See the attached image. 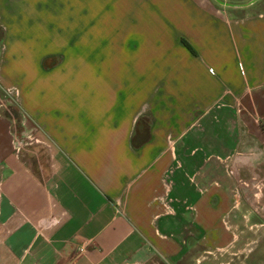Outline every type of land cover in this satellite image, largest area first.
Returning a JSON list of instances; mask_svg holds the SVG:
<instances>
[{"label":"crops","instance_id":"0c3cea01","mask_svg":"<svg viewBox=\"0 0 264 264\" xmlns=\"http://www.w3.org/2000/svg\"><path fill=\"white\" fill-rule=\"evenodd\" d=\"M222 1L80 21L94 0H0V264H184L251 238L225 223L264 186V4Z\"/></svg>","mask_w":264,"mask_h":264},{"label":"rangeland","instance_id":"374dc122","mask_svg":"<svg viewBox=\"0 0 264 264\" xmlns=\"http://www.w3.org/2000/svg\"><path fill=\"white\" fill-rule=\"evenodd\" d=\"M95 1L97 0H94L93 2V6L96 8L94 14H90L89 16L86 14H80V21H86L89 18L92 19V16L96 21H98L101 16L103 17L101 10L103 8V0H98L99 4H96ZM70 4L71 6H68V9L76 7L75 3H72L71 1ZM263 4L264 0H257L251 7L260 9ZM80 7H82V9L86 12L85 0ZM63 12V14L59 13L58 15H54V18L57 17L56 22L60 24L59 32L64 33L68 38L73 32V27L70 23L78 21L76 14L73 12ZM111 17L114 20L118 19L114 14H111ZM0 28L3 27L0 26ZM4 101H6L5 98ZM262 183L263 182L259 184L256 183V186L254 185L252 187V199L249 201L248 205H245V202L241 201L240 204L243 205L240 206L239 204L237 207L232 209L229 219L225 223V227L228 230L243 232L249 230L255 231L251 234V238L246 236V233L238 234V236L236 235L233 240H230V243L226 244V247L221 249L211 248L207 244H202V248L192 245L189 258L186 259L184 264H195L196 262V264H252V261L254 264H264V222L262 221L264 206L262 200L263 193H261V190H264V186ZM234 200H237V195L234 197ZM249 213L251 221L248 222L247 218ZM220 226L221 224H218V227ZM252 239L254 240L253 242ZM253 248L256 249L252 250Z\"/></svg>","mask_w":264,"mask_h":264},{"label":"trees","instance_id":"16d2710c","mask_svg":"<svg viewBox=\"0 0 264 264\" xmlns=\"http://www.w3.org/2000/svg\"><path fill=\"white\" fill-rule=\"evenodd\" d=\"M4 34H5V32H4L3 28H0V59H1V45H2V42H3ZM185 43H186V45L191 47L190 44L187 41H185ZM263 128H264V125H263Z\"/></svg>","mask_w":264,"mask_h":264},{"label":"water","instance_id":"95a60500","mask_svg":"<svg viewBox=\"0 0 264 264\" xmlns=\"http://www.w3.org/2000/svg\"><path fill=\"white\" fill-rule=\"evenodd\" d=\"M217 1H219L220 3H223V4L232 5V4L225 3V2L222 1V0H217ZM255 1H257V0H252L250 3H253V2H255ZM250 3H248V4H250Z\"/></svg>","mask_w":264,"mask_h":264},{"label":"built area","instance_id":"2783aa9c","mask_svg":"<svg viewBox=\"0 0 264 264\" xmlns=\"http://www.w3.org/2000/svg\"><path fill=\"white\" fill-rule=\"evenodd\" d=\"M85 250V247H80V252H83Z\"/></svg>","mask_w":264,"mask_h":264}]
</instances>
